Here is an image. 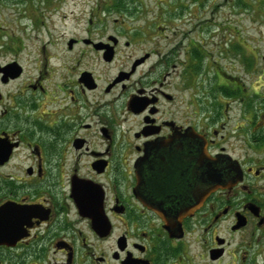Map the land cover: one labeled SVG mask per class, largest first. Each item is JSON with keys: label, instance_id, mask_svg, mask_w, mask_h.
Here are the masks:
<instances>
[{"label": "flooded vegetation", "instance_id": "obj_1", "mask_svg": "<svg viewBox=\"0 0 264 264\" xmlns=\"http://www.w3.org/2000/svg\"><path fill=\"white\" fill-rule=\"evenodd\" d=\"M124 34L66 42L76 74L46 45L36 73L0 62V264H264V131L186 113L176 47L86 66L143 42Z\"/></svg>", "mask_w": 264, "mask_h": 264}, {"label": "rangeland", "instance_id": "obj_2", "mask_svg": "<svg viewBox=\"0 0 264 264\" xmlns=\"http://www.w3.org/2000/svg\"><path fill=\"white\" fill-rule=\"evenodd\" d=\"M99 7L101 17L93 16L92 12ZM91 26H104L107 34L124 32L123 42L126 35L143 40L138 47L122 45L112 66H104L90 56L86 66L99 76L113 77L129 65L127 56L155 49L166 52L176 47L181 61L179 69L184 72L179 80L185 84L186 113L191 112L188 107L194 104L203 121L213 119L214 126L224 123L231 142L237 132L244 139L261 137L264 1L0 0V62L17 58L28 66V72L36 73L35 69L45 63L44 54L39 51L46 45L56 77L79 73L76 59L70 60L65 43L85 38ZM14 42L24 43L19 55L10 50L17 48ZM79 51L76 49L75 55ZM196 54L200 56L198 60ZM225 85L227 94L219 91ZM240 125L243 129L236 132ZM205 258L202 255V264H206Z\"/></svg>", "mask_w": 264, "mask_h": 264}, {"label": "water", "instance_id": "obj_3", "mask_svg": "<svg viewBox=\"0 0 264 264\" xmlns=\"http://www.w3.org/2000/svg\"><path fill=\"white\" fill-rule=\"evenodd\" d=\"M216 188H217V187L214 185V186L211 187L209 190H206L204 196L208 195L210 192H213ZM188 214H192V210H190V211H186L185 213H183L182 215H180V216H179V219H181V218L187 216ZM168 225H170L171 228L176 227L174 224H170V223H168ZM179 225H180V224H179Z\"/></svg>", "mask_w": 264, "mask_h": 264}, {"label": "trees", "instance_id": "obj_4", "mask_svg": "<svg viewBox=\"0 0 264 264\" xmlns=\"http://www.w3.org/2000/svg\"><path fill=\"white\" fill-rule=\"evenodd\" d=\"M262 1H264V0H262ZM116 2H117V0H116ZM193 53H195V52H193ZM195 58L198 60V59L200 58V56H199V58H198V55L196 54V55H195ZM193 62H194V61H193ZM195 69H196V68H195ZM223 87H227V85L220 87V88H222V89L219 90V91H221V92L223 91V92H225V93L227 94V92H226L227 90H226L225 88H223Z\"/></svg>", "mask_w": 264, "mask_h": 264}]
</instances>
